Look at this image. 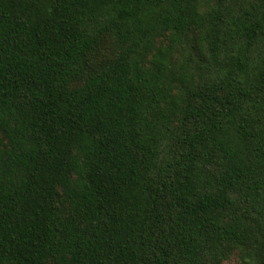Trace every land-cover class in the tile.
<instances>
[{
    "label": "trees",
    "instance_id": "16d2710c",
    "mask_svg": "<svg viewBox=\"0 0 264 264\" xmlns=\"http://www.w3.org/2000/svg\"><path fill=\"white\" fill-rule=\"evenodd\" d=\"M0 264H264V0H0Z\"/></svg>",
    "mask_w": 264,
    "mask_h": 264
}]
</instances>
